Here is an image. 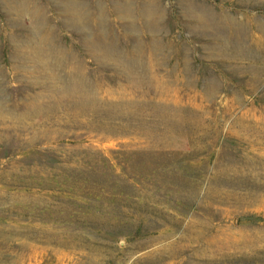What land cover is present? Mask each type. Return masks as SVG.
Wrapping results in <instances>:
<instances>
[{
	"label": "rangeland",
	"instance_id": "obj_1",
	"mask_svg": "<svg viewBox=\"0 0 264 264\" xmlns=\"http://www.w3.org/2000/svg\"><path fill=\"white\" fill-rule=\"evenodd\" d=\"M0 264H264V0H0Z\"/></svg>",
	"mask_w": 264,
	"mask_h": 264
},
{
	"label": "water",
	"instance_id": "obj_2",
	"mask_svg": "<svg viewBox=\"0 0 264 264\" xmlns=\"http://www.w3.org/2000/svg\"><path fill=\"white\" fill-rule=\"evenodd\" d=\"M120 242H123V240H120Z\"/></svg>",
	"mask_w": 264,
	"mask_h": 264
}]
</instances>
